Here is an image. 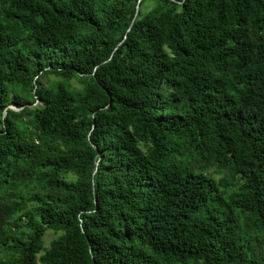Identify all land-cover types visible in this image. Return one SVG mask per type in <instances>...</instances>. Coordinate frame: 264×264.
Instances as JSON below:
<instances>
[{
  "label": "trees",
  "instance_id": "1",
  "mask_svg": "<svg viewBox=\"0 0 264 264\" xmlns=\"http://www.w3.org/2000/svg\"><path fill=\"white\" fill-rule=\"evenodd\" d=\"M39 263L264 264V0H0V264Z\"/></svg>",
  "mask_w": 264,
  "mask_h": 264
},
{
  "label": "rangeland",
  "instance_id": "2",
  "mask_svg": "<svg viewBox=\"0 0 264 264\" xmlns=\"http://www.w3.org/2000/svg\"><path fill=\"white\" fill-rule=\"evenodd\" d=\"M149 8V6L147 5L146 6V9H148ZM73 86H75V87H78V85L75 83V82H73ZM36 105V104H35ZM11 108L12 109H16V107H14V106H11ZM219 178V177H218ZM58 235L57 234H55V233H53V232H51V231H48V232H46L45 233V235H44V237H43V243H44V247L45 248H48V246H49V243L54 239V238H56ZM40 264V263H39Z\"/></svg>",
  "mask_w": 264,
  "mask_h": 264
},
{
  "label": "water",
  "instance_id": "3",
  "mask_svg": "<svg viewBox=\"0 0 264 264\" xmlns=\"http://www.w3.org/2000/svg\"><path fill=\"white\" fill-rule=\"evenodd\" d=\"M138 12H139V6H137V7H136V10H135V15H134V17H133V20H132V22H131V25H130V27H129L128 31H130L132 24H133V23H134V21L136 20V18H137V15H138Z\"/></svg>",
  "mask_w": 264,
  "mask_h": 264
}]
</instances>
